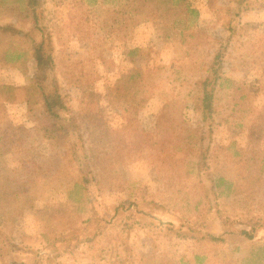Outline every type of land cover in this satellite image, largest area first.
I'll list each match as a JSON object with an SVG mask.
<instances>
[{"label": "rangeland", "instance_id": "374dc122", "mask_svg": "<svg viewBox=\"0 0 264 264\" xmlns=\"http://www.w3.org/2000/svg\"><path fill=\"white\" fill-rule=\"evenodd\" d=\"M81 1L61 10L50 0L40 3L42 10L55 16L60 13L68 25L53 32L56 39L63 36L64 45L55 40L53 61L58 68L60 56L58 77L65 101L76 113L82 101L101 94L102 121L78 118L76 131L93 136L103 122L101 146L111 143L115 147L111 156L119 183L112 181L99 193L105 216L111 218V207L127 205L132 195L133 200L165 206L174 215L170 222L176 230L182 218L193 226L200 216L195 209L203 211L204 200L202 184L188 173V164L206 147L198 143L203 125L193 108L209 64L218 60L222 63L217 96L220 115L207 150L208 184L221 178L225 183L220 191L229 187V192L214 201L209 219L213 218L216 231H228V250L245 243L238 231L250 229L248 222L260 224L255 232L257 245H243L253 253L258 241L264 240V0H95L97 5L91 9ZM22 10L21 0H0V85L34 83L35 61L24 37L29 25L19 16ZM193 10L197 13L191 14ZM96 13L99 22L94 21ZM112 15L120 21L132 17L138 24L134 43L142 47L149 75L146 104L121 118L113 112L115 99L106 85L115 81L122 67L130 68V63L124 64L122 48L112 40H106L100 50L91 49L97 24L106 23ZM106 37L104 33L100 38ZM37 101L43 102L41 97ZM32 126L22 105L6 104L0 95V230L4 231L0 242L5 239L15 248L12 252L1 246L0 264H42L41 258L50 259L51 264L192 260L188 241L174 236L171 241H155L149 232L128 231L123 224L111 229L100 252L89 255L86 244L76 236L83 233L77 231L71 255H54L61 237L87 220L90 204L74 196L76 200L68 204L72 179L79 177L76 165L55 157L59 148L40 146V136L28 137ZM86 186L93 201L94 180ZM206 264H264V255L251 261L221 256Z\"/></svg>", "mask_w": 264, "mask_h": 264}, {"label": "trees", "instance_id": "16d2710c", "mask_svg": "<svg viewBox=\"0 0 264 264\" xmlns=\"http://www.w3.org/2000/svg\"><path fill=\"white\" fill-rule=\"evenodd\" d=\"M50 1L54 7L61 10L65 7H72L76 0ZM21 2L23 10L19 16L29 25L27 35L24 37L30 47L29 52L33 53L35 61L34 83L28 87L18 86L13 83H3L0 85V95L4 103L22 105L25 112L30 115L33 126L28 137L32 135L35 137L40 136L41 139H37L40 146L46 148L45 144H47L51 147L59 148L54 156L66 160L68 164L76 165L79 177L72 179L68 191V204L71 205L76 200L73 199V196L74 198H79V200L81 199L82 202L90 204L87 220L82 222L76 231L71 230L70 234L65 235L66 237H61L58 241L60 244L57 245L53 254L56 256H61L62 254L70 256L73 241H77V237L86 244V252L89 255L93 254L95 250L100 252L103 250L102 241L108 240L109 236H111V229L123 224L128 231L138 229L143 232H149L155 241H171V236L188 241L191 244L192 260L185 261V259L181 258L180 264H206L221 256L249 258V261L263 256L264 241H258L260 245L253 253L251 249L243 247V245H250L251 247L257 245L254 239L256 237V228L260 224L248 222L250 229H245L244 227L243 230L238 231L239 235L246 239L245 243L243 245H233L228 250V242L225 236L228 231L226 229L221 232L216 231L217 229L213 228V218L211 221L209 219V215L212 214L211 206H214V201L217 202L222 197V194L228 195L229 192V187H224L220 191L221 185L225 183L221 178L214 179L211 185L208 184L210 165L208 163L209 160H207V150L211 146V135L218 125V116L220 115L217 96L222 80V63L218 60H213L209 64L207 76L203 79L199 87V95L194 102L193 110L197 113L199 121L203 125L200 134L201 139L198 140V143L204 142L206 147L200 148V157L190 161L188 164V173H193L194 177L202 184L200 186L202 189L201 198L204 200L203 211L198 209V207L195 209L196 212L200 213V216L193 221V226L189 227L186 224L188 220L182 218L183 224L177 227L176 230L175 225L170 222L174 215L165 206L156 205L153 201L147 203L144 200L136 201L133 200L134 197L132 195L129 197L127 205H113L111 207L113 216L108 218V216H105L101 206H104V203L99 201V193L103 192L105 186L110 182L119 183L118 176L113 172L114 159L111 156V152L115 150V147L110 142L108 145L101 146L99 132L104 128L103 122L100 123L98 129L92 132V134L95 133L93 136L84 135L79 130L76 131L78 129L76 126L78 118L82 120L86 118L88 121H94L95 119L102 121L98 111V102L101 94L96 92L92 95L90 101H82L81 106L83 107L79 112L75 113L73 107L65 101L64 90L59 81L60 56L56 63L58 68L53 61L56 60V56L53 55L57 47L55 40L64 45L61 41L63 36L56 39L53 32L59 29L62 30L68 25L60 17V13L55 16L50 10H42L40 0L33 1V4L30 0H21ZM83 2H87L86 7L88 9L97 5L95 0H83ZM79 3L83 4L81 0H79ZM126 6L129 7L128 1ZM190 12L191 14L197 13L195 10ZM94 15V21L99 22L98 14ZM121 20H117L116 15L110 16L106 23L100 22L97 24L98 31H94L95 33L91 36V49L100 50L106 40H112L122 48L120 56H122L124 64L127 61L130 63V68L122 67L118 76L115 77V81L110 85H106L107 91L115 99L113 112L120 118L128 116L129 111L134 110V112H137L140 107L145 105L147 102L145 95L149 91V85H147L149 83V75L146 62L144 61V54H141L143 53L142 47L134 43L138 24L132 17H124ZM5 29L7 30L8 27ZM107 31L108 34L106 33ZM104 33L107 37L100 38ZM129 33L133 34V36H129ZM60 43L58 45H61ZM57 52L59 53V51ZM81 60L88 59L82 58ZM84 67L87 69L88 65L85 64ZM91 91L93 93V90ZM38 97H41L43 101L40 104L37 101ZM116 128L120 127L116 126ZM62 147L65 148L64 152L60 151ZM88 180H94L97 190L93 201L86 186ZM158 212H161L160 217L157 216ZM163 218L168 221L164 222ZM93 225L95 228L90 231V227ZM184 227L185 229L187 228L186 232H183ZM175 230L178 233H175ZM77 231L82 232L83 236L76 235V237ZM3 233L4 231L0 230V237H3ZM162 235L165 236L162 238ZM52 239L55 241L54 238ZM1 246L4 249L8 248L15 252V248L9 246L5 239L0 242V248L2 249ZM223 248H225V251L222 250ZM40 254H44V252L41 251ZM53 258L51 257V259ZM48 260L41 258V263L51 264V261Z\"/></svg>", "mask_w": 264, "mask_h": 264}, {"label": "crops", "instance_id": "0c3cea01", "mask_svg": "<svg viewBox=\"0 0 264 264\" xmlns=\"http://www.w3.org/2000/svg\"><path fill=\"white\" fill-rule=\"evenodd\" d=\"M264 241V240H263Z\"/></svg>", "mask_w": 264, "mask_h": 264}]
</instances>
